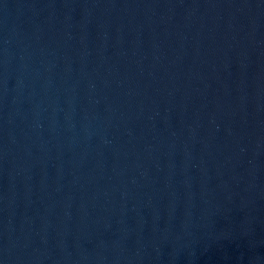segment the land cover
<instances>
[{"label": "water", "instance_id": "95a60500", "mask_svg": "<svg viewBox=\"0 0 264 264\" xmlns=\"http://www.w3.org/2000/svg\"><path fill=\"white\" fill-rule=\"evenodd\" d=\"M0 264H264V0H0Z\"/></svg>", "mask_w": 264, "mask_h": 264}]
</instances>
